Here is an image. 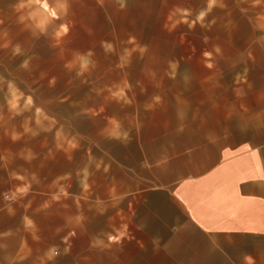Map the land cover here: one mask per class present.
Segmentation results:
<instances>
[{
    "label": "crops",
    "instance_id": "1",
    "mask_svg": "<svg viewBox=\"0 0 264 264\" xmlns=\"http://www.w3.org/2000/svg\"><path fill=\"white\" fill-rule=\"evenodd\" d=\"M213 58L120 63L92 138L2 174L0 264H264V83Z\"/></svg>",
    "mask_w": 264,
    "mask_h": 264
},
{
    "label": "rangeland",
    "instance_id": "2",
    "mask_svg": "<svg viewBox=\"0 0 264 264\" xmlns=\"http://www.w3.org/2000/svg\"><path fill=\"white\" fill-rule=\"evenodd\" d=\"M188 1L0 0L4 181L8 171L38 172L40 158L60 166L78 129L86 140L94 136L99 123L78 111L98 106L99 94L133 70L120 63L144 56L195 61L201 48L212 46L214 71L264 83V0Z\"/></svg>",
    "mask_w": 264,
    "mask_h": 264
},
{
    "label": "built area",
    "instance_id": "3",
    "mask_svg": "<svg viewBox=\"0 0 264 264\" xmlns=\"http://www.w3.org/2000/svg\"><path fill=\"white\" fill-rule=\"evenodd\" d=\"M5 198H6V199H10V197H9L8 195H5Z\"/></svg>",
    "mask_w": 264,
    "mask_h": 264
}]
</instances>
